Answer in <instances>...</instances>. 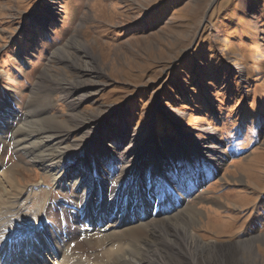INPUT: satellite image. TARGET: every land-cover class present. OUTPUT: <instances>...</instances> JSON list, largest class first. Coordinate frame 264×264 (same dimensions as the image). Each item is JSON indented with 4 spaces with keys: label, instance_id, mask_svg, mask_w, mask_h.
Returning a JSON list of instances; mask_svg holds the SVG:
<instances>
[{
    "label": "rangeland",
    "instance_id": "obj_1",
    "mask_svg": "<svg viewBox=\"0 0 264 264\" xmlns=\"http://www.w3.org/2000/svg\"><path fill=\"white\" fill-rule=\"evenodd\" d=\"M55 81L84 87L66 97ZM42 91L44 102L41 94L36 99ZM85 92L88 99L79 103ZM45 104L44 122L71 127L57 148L84 153L83 169L65 170L66 191L54 180L66 163L55 170L46 169L52 161L21 162L12 141ZM101 114L114 123L108 135L98 132L84 142L108 123L91 119ZM82 119L92 121L79 126ZM0 136V212L17 204V220H27L30 230L36 228L33 209L42 211L46 201L45 221L56 206L67 208L82 196L84 205L88 192L91 208H101L112 199L103 192L123 179L131 159L137 161L131 186L113 189L124 206L95 217L87 235L89 221L81 217L75 234L84 240L72 225L61 231L70 249L83 253L76 263L100 264L104 252L114 253L117 235L128 243L156 222L172 228L193 216L189 233L223 251L226 263L264 264V0H0ZM182 157L187 174L205 170L195 189L189 176L178 187L175 166ZM155 172L162 181L152 180ZM156 196L166 197L157 205ZM177 197L183 203L174 207ZM169 206L173 210L161 212ZM116 215L129 224L113 222ZM49 233H42L45 250L34 239L38 252H13L19 264L23 254L25 264L62 261ZM247 241L250 251L240 248Z\"/></svg>",
    "mask_w": 264,
    "mask_h": 264
},
{
    "label": "bare ground",
    "instance_id": "obj_2",
    "mask_svg": "<svg viewBox=\"0 0 264 264\" xmlns=\"http://www.w3.org/2000/svg\"><path fill=\"white\" fill-rule=\"evenodd\" d=\"M82 71L88 72L91 71L88 68H83ZM55 83L58 86V89L61 90L65 95L73 96L75 93H79L81 90V87H84L83 83L76 84L70 83L65 84L62 81H55ZM53 88V87H51ZM51 92V91H50ZM41 94V97H39ZM46 92L39 93L37 98L38 100L45 101V95ZM48 95V94H47ZM88 95L85 94L79 99V103L83 102V100L88 99ZM47 98V97H46ZM48 99V98H47ZM50 102V101H49ZM47 103V102H46ZM48 104V103H47ZM44 106H40L33 110L32 113H30V116L27 117V127L26 128V122H25V128L22 130H16L13 132V145L14 149L17 152V158H20V161L23 160L27 161V163H37L45 166L46 162L52 161L50 166H47L46 169H60L59 163H66L67 165L63 168L62 167V174L60 177H57L55 180V183L59 189L62 188V191H66L68 189V186H66V183L70 181V177L66 175L65 170L75 169L74 172L77 171L76 167H84L85 162L82 161L83 158V151L82 149L79 150H68L69 148H57L64 140L70 135L71 131L69 127L70 125L67 123H64L63 128H57L53 127L51 124L43 121V116L47 112L46 110L49 108ZM43 105V104H42ZM75 103L72 104L73 107H75ZM45 107V108H44ZM51 107V106H50ZM44 108V109H43ZM93 121L95 120H101V122L104 124L101 129L97 128L96 130H92L83 138L85 140L84 142L88 141L91 136L95 138L97 136V133H101L100 138L106 137L108 135V128L113 125L114 123H109V120L106 116L101 115H95L91 118ZM91 119H82L80 120L81 123H79V126H85L87 127L88 124L92 121ZM69 122V121H68ZM36 123V124H35ZM35 124V125H34ZM48 125V126H47ZM69 125V126H68ZM78 126V127H79ZM5 130V129H4ZM6 134H9V131L6 130ZM107 134V135H106ZM89 135V136H88ZM0 136V143H5ZM5 140V139H4ZM3 141V142H1ZM2 147V146H1ZM0 147V149H1ZM138 146H133L132 151L136 150L138 151ZM211 149V148H210ZM209 149V150H210ZM4 150V149H3ZM212 152V151H210ZM139 153V152H138ZM137 153V154H138ZM216 155V154H215ZM140 156V154H139ZM186 157L181 158L182 165L175 166V171L178 176H176V182H179L178 187H183L180 185V183H183V185L186 184L185 179L187 176L190 178L187 184L188 186L191 185V189H195L198 182L202 179V176H205V170L201 169L198 166L199 172L195 171L193 173H188L187 171V165L185 162ZM140 159V158H139ZM78 161V162H77ZM131 162L134 165L127 166V172L124 175L122 180H119V183L117 186H113L104 193V199L106 198V194H109L112 199H109L108 202L103 204L101 208L92 209L89 202L91 199L89 198V192L85 193L84 195H88V200L83 205L82 202L84 200V197L82 196V199L79 200L78 203H70L67 208H55L52 209L53 214H51V217L48 221L44 220V215L47 212L46 207L49 205V202H44L42 204V211H40L37 207L36 210L32 214L37 218L36 219V228L34 230H30L27 227V220L24 218H20V220H17V218L20 215V209L18 208L17 204H11L7 207V210H4L0 212V264H19L21 262V259L18 257H14L13 252L17 253L19 256L22 255L21 251L23 252L28 251V255L30 254V251L33 249L34 253L38 252V249L34 248V239H39L41 242V247H43L42 251L45 250V242L42 236V233L50 231V233L47 235L48 240H52V251L59 255L63 254V258H61L62 261H60L59 264H85V263H76L75 258L83 255L82 252L79 254L75 253V250H71L69 247V242L66 241L61 236V231L66 228H71L69 225H72L73 228V234L74 236L78 238L81 237V234H75L79 229L75 227L76 222L80 221L82 218L83 220L89 221L88 226L84 229V234H90V230L92 227H94V218L98 216V219L100 217H105L107 215L106 212L108 211H115L117 209V206L121 205L124 201H120L118 199V194L114 193V188H118V190L124 189V187H130L131 181H132V174L135 169V165H138L137 161L134 159H131ZM214 165H218L214 162V160L210 161ZM221 162V160H219ZM76 163V164H75ZM2 166V165H1ZM212 166V165H211ZM13 167V166H12ZM137 168V167H136ZM13 169V168H12ZM19 170V169H17ZM23 170V169H22ZM98 170V167H97ZM7 171V170H6ZM158 171V170H157ZM156 171V172H157ZM15 172V170H14ZM24 172V170H23ZM73 172V173H74ZM156 172L154 176L152 177L153 181H162L158 176L156 175ZM4 171L1 172L0 175H2ZM200 173L202 175H200ZM9 176V172H5ZM12 175V174H11ZM2 177V176H1ZM98 177V176H97ZM3 178V177H2ZM9 178V177H8ZM8 178L6 180H8ZM150 178V177H149ZM187 178V179H188ZM1 179V178H0ZM10 179V178H9ZM4 180V179H3ZM1 179V181L3 182ZM5 181V180H4ZM7 182V181H6ZM9 182V181H8ZM7 182V183H8ZM1 183V182H0ZM78 182L73 184L72 187L76 186ZM4 184V183H3ZM190 184V185H189ZM55 185V186H56ZM3 185L0 184V188ZM166 188H171V186H167ZM97 187H95L96 191ZM190 189L187 188V191ZM94 190V189H93ZM167 190V189H166ZM181 190V189H180ZM87 194V195H86ZM112 194V195H111ZM139 194V193H138ZM140 195V194H139ZM143 195V194H142ZM81 196H79L80 198ZM166 196H160V197H154L156 198L155 204L158 205ZM12 199V198H11ZM10 199V200H11ZM32 206L33 204L36 205V201L38 200L37 197L33 198ZM45 200V199H44ZM48 200V199H47ZM130 200V199H129ZM179 200V201H178ZM14 201V200H13ZM40 201V200H39ZM178 201V202H177ZM10 202V201H8ZM12 202V201H11ZM16 202V201H15ZM132 204H136L134 202V199L130 200ZM180 203H183L182 200L173 199V205L177 206ZM10 204V203H9ZM52 205V204H51ZM151 202L147 204V206H150ZM3 206V207H4ZM76 206V207H75ZM172 206H169L166 210L160 209L161 212H169L173 210ZM52 207V206H51ZM72 208V209H70ZM24 210V206H23ZM1 211V210H0ZM39 211V212H38ZM45 213V214H44ZM66 213H70V217L67 218ZM106 213V214H105ZM57 214L62 216L61 218L57 217ZM179 214V213H178ZM113 215V214H111ZM192 215V214H191ZM28 216V215H27ZM32 216V215H31ZM29 216V217H31ZM27 217V219L30 220L31 224L34 225L31 221V218ZM82 217V218H81ZM63 218H65L63 221ZM193 218V216L188 217L189 221ZM56 219V220H54ZM68 219V220H67ZM70 219V220H69ZM104 219V218H103ZM179 219V218H178ZM100 220V219H99ZM194 219H192L193 221ZM108 221V220H107ZM189 221H182L181 223H174L172 224V228L162 225L161 222H154V226H148L145 236H143L141 239H137L136 241L131 240L128 243H121L123 241H126L127 238H120V235L116 236V239H120L117 244L114 247V253L111 251L104 252L103 256H105V260H103L100 264H212L211 262H214L215 264H228L226 261H224L223 251H220L215 245L210 244H204L200 240L197 239L192 233H189V229L193 224V222ZM113 222L122 224V227L129 224L128 221H126L121 215H116L114 217ZM80 223V222H79ZM159 223V224H158ZM162 225V226H161ZM112 227H119V226H112ZM173 231V232H172ZM172 232V233H171ZM90 236L89 238H86V241L90 243ZM79 239V240H80ZM131 239V238H129ZM81 240H84L81 239ZM128 240V239H127ZM100 244V241H99ZM131 248V251H126V246ZM27 245V246H26ZM252 247V242L247 241L244 244L240 246V248L245 249L246 251H250ZM229 248V247H228ZM34 253H31V257H25L27 260L34 257ZM227 253V252H226ZM26 254V253H25ZM42 254V252H41ZM52 254V253H51ZM122 254H125L124 256ZM232 259L234 258V252L227 253ZM11 255V256H10ZM183 255V256H182ZM30 256V255H29ZM226 256V255H225ZM22 257V256H21ZM42 257V255H41ZM229 257V258H230ZM43 258L46 260L47 258L43 256ZM81 258V257H79ZM228 258V257H227ZM24 260L22 264H25L26 260ZM47 261H49L47 259ZM45 261H40L38 264H44ZM28 264H34L33 261H31Z\"/></svg>",
    "mask_w": 264,
    "mask_h": 264
}]
</instances>
